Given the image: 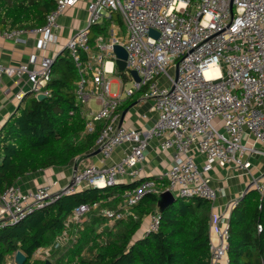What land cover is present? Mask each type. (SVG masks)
Masks as SVG:
<instances>
[{"label":"built area","instance_id":"obj_1","mask_svg":"<svg viewBox=\"0 0 264 264\" xmlns=\"http://www.w3.org/2000/svg\"><path fill=\"white\" fill-rule=\"evenodd\" d=\"M75 1L54 0L55 8L44 25L31 30L43 36L42 45L50 41L58 16ZM86 10V27L72 35L66 50L78 75L74 96L85 118V132L92 131L96 122L106 121L92 150H98L100 165L79 161L68 183L60 187L45 183L22 191L16 184L10 186L0 195V229L86 188L129 187L115 209L103 207L102 202L75 207L61 233L40 246L29 264H57L76 243L91 213L104 216L110 227L130 216L129 208L150 194L169 191L174 198L203 199L212 210L221 191L210 186L214 166L249 173L250 158L264 157V0H91ZM115 13L122 29L111 22L108 35H98L91 42L90 27ZM21 32L3 35L12 38ZM114 45L126 53L125 73L131 87L125 89L120 78L118 91L112 94L108 75L118 74ZM53 63L54 58L34 55L28 63L15 66L0 61V85L3 76L16 83L24 79L28 93L47 96ZM135 95L153 101L150 111L156 113L155 121L139 129L117 125L118 108ZM91 101L98 111L91 109ZM153 139L162 151L171 150V164L156 177H143L142 165ZM123 146L121 158L107 165ZM198 156L203 158L201 164ZM250 190L264 194V171L251 177L224 215H210L209 227L216 240L209 237V264H228L229 214ZM158 225L159 214L153 212L139 237L156 231ZM14 255H8L4 264H13Z\"/></svg>","mask_w":264,"mask_h":264},{"label":"trees","instance_id":"obj_2","mask_svg":"<svg viewBox=\"0 0 264 264\" xmlns=\"http://www.w3.org/2000/svg\"><path fill=\"white\" fill-rule=\"evenodd\" d=\"M54 8V0H0V32L41 27ZM110 21L122 24L115 13L101 25L91 26V42L98 35H107ZM50 75L49 94L41 100L33 93L25 94L0 127V195L26 174L64 167L91 153L106 124L98 121L92 131L85 132V118L74 96L78 75L67 51L54 60ZM119 76L123 82L128 81L125 72ZM128 187L86 188L1 228L0 264L16 251H21L25 264H29L40 246L61 233L75 207L102 202L103 207L115 209ZM156 201L154 194L145 196L129 208L130 216L110 227L104 216L91 213L76 243L57 264H209L210 203L199 198H176L159 214L158 229L139 237L144 221L155 212ZM227 233L228 264H264V194L250 190L239 200L229 214Z\"/></svg>","mask_w":264,"mask_h":264},{"label":"crops","instance_id":"obj_3","mask_svg":"<svg viewBox=\"0 0 264 264\" xmlns=\"http://www.w3.org/2000/svg\"><path fill=\"white\" fill-rule=\"evenodd\" d=\"M91 0H76L75 3L67 8L56 20V26L52 28L51 39L46 44H41L43 36L30 31H22L15 37L8 38L0 32V61L5 65H18L28 63L31 56L49 57L54 60L66 50V44L72 35L79 29H83L87 24V4ZM110 18V17H108ZM106 18V19H108ZM121 19V18H120ZM117 26L115 21H110ZM122 29V24L119 25ZM107 29V35H108ZM120 31V30H119ZM121 34V31L120 33ZM106 35V36H107ZM117 76L120 78L119 73ZM29 85L23 79L19 82L3 76L0 85V127L9 119L17 108L21 98L28 93ZM119 81L117 82V91ZM116 91V92H117ZM139 95L132 99L124 101L121 106L131 102L127 107L118 112V119L115 123H121L125 127L144 128L153 124L156 119V113L150 111L153 103L151 100H142ZM90 105V104H89ZM91 107V106H90ZM145 114L146 119H141L140 115ZM157 139L150 141L146 158L142 165L143 177H156L165 171L171 164V150L162 151L159 148ZM125 149V146L115 150L112 156L106 161L107 165L117 162ZM95 152V151H94ZM91 151L88 155L76 158L67 166L51 167L35 173L26 174L15 184L22 191L34 190L37 186L45 183H54L55 187L64 186L68 183L77 163H92L100 165V155ZM203 158L197 157V162L202 163ZM252 164L249 173H243L236 169L228 167L214 166L210 172V186L214 189H220V194L214 203V208L210 210L211 215H224L226 206L236 198H239L245 191L251 177H258L264 171V157L253 156L250 158ZM147 224V219L143 226ZM143 226L142 229L143 230ZM140 232V231H139ZM138 232V236H139ZM209 237L216 240V236L209 227Z\"/></svg>","mask_w":264,"mask_h":264},{"label":"water","instance_id":"obj_4","mask_svg":"<svg viewBox=\"0 0 264 264\" xmlns=\"http://www.w3.org/2000/svg\"><path fill=\"white\" fill-rule=\"evenodd\" d=\"M151 35L157 36L153 31H150ZM113 53L115 55V66L118 73H124L126 71V65H125V59H126V53L124 49L119 45L113 46ZM131 78L138 82L139 79L137 75L134 72H130ZM46 96L43 94H39L36 96L37 100H41L45 98ZM121 125V123L119 124ZM94 153H98V150ZM157 201L155 205L154 211L157 214H160L166 207L173 205L176 202V198L169 192L164 191L159 193L157 196ZM26 257L21 251H16L14 258H13V264H25Z\"/></svg>","mask_w":264,"mask_h":264},{"label":"rangeland","instance_id":"obj_5","mask_svg":"<svg viewBox=\"0 0 264 264\" xmlns=\"http://www.w3.org/2000/svg\"><path fill=\"white\" fill-rule=\"evenodd\" d=\"M116 24H117V27L120 28V26L117 22H116ZM119 30H121V29H119ZM108 78L111 81V92H112V94H114L117 91V82L120 81V78L117 76V74L108 75ZM130 87H131V81L128 80V81L124 82V88L125 89L130 88ZM90 106H91V109L93 111L99 110V106L94 101L90 102ZM141 229H142V226H141ZM36 264H38V263H36Z\"/></svg>","mask_w":264,"mask_h":264},{"label":"clouds","instance_id":"obj_6","mask_svg":"<svg viewBox=\"0 0 264 264\" xmlns=\"http://www.w3.org/2000/svg\"><path fill=\"white\" fill-rule=\"evenodd\" d=\"M114 66L113 65H109V70H112V68H113Z\"/></svg>","mask_w":264,"mask_h":264}]
</instances>
